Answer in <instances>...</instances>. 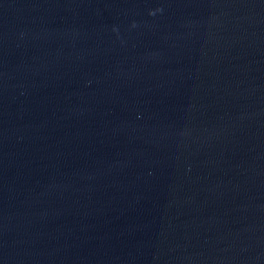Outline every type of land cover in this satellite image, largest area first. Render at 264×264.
<instances>
[{
	"label": "water",
	"instance_id": "water-1",
	"mask_svg": "<svg viewBox=\"0 0 264 264\" xmlns=\"http://www.w3.org/2000/svg\"><path fill=\"white\" fill-rule=\"evenodd\" d=\"M0 264H264V0H0Z\"/></svg>",
	"mask_w": 264,
	"mask_h": 264
}]
</instances>
